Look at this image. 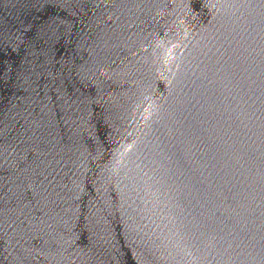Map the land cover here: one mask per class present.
Wrapping results in <instances>:
<instances>
[{
  "label": "water",
  "instance_id": "1",
  "mask_svg": "<svg viewBox=\"0 0 264 264\" xmlns=\"http://www.w3.org/2000/svg\"><path fill=\"white\" fill-rule=\"evenodd\" d=\"M0 264H264V0H0Z\"/></svg>",
  "mask_w": 264,
  "mask_h": 264
}]
</instances>
